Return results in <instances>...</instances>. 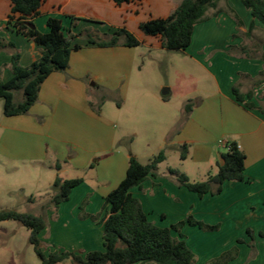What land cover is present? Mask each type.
I'll use <instances>...</instances> for the list:
<instances>
[{"label":"crops","instance_id":"1","mask_svg":"<svg viewBox=\"0 0 264 264\" xmlns=\"http://www.w3.org/2000/svg\"><path fill=\"white\" fill-rule=\"evenodd\" d=\"M182 1L143 0L138 4L117 6L112 0H46L42 16L36 18L34 24L40 32L46 33L47 20L52 16L63 19L67 30L71 27L67 16H75L107 34L126 27L146 42L151 39L142 34L140 24L151 18L168 17ZM11 8L10 0H0V37L16 44L20 64L28 67L40 58L42 48L8 29ZM230 9L240 17L241 24L229 12ZM206 16L195 26L192 43L185 54L201 66L210 82L196 90L194 98L199 102L191 109L174 138H163L165 140L158 144L160 152L165 150L166 153L158 175L150 176L141 187L132 189V193L140 199L150 220L158 225L157 216L165 220L170 218V212L163 206L167 203L176 206L177 213L169 220L172 223L191 215L207 222L208 215L218 212L240 218L242 226L251 228L255 234L264 233V84L254 85V80L264 70V58L261 57L264 41L257 35H264V26L253 18L242 0H217V7L210 9ZM252 23L256 29L248 36ZM76 43L83 48L72 53L66 72L53 73L47 78L41 87L39 100L29 114L6 117L5 100L0 99V179L13 171L38 166L53 172L51 184L57 177L73 179L65 176L70 171L81 173L75 178H82V184L72 190L69 201L56 209L58 221L64 218L63 210L74 196L81 200L89 197L88 218L98 215L100 208H94V202L98 201L104 209L105 197L126 176L130 156L147 164L133 151L127 155L115 152L116 124L106 116L105 104L97 106L91 100L84 81L88 79L96 88L107 89L106 85L112 78L115 84L119 76L125 77L124 69L126 65L134 64L136 51H131L129 63L126 56L130 51L123 47L100 48L81 38ZM149 46L162 49L158 37L154 42L151 40ZM232 46L246 47L247 50L230 51ZM0 75L4 81L13 75L11 54L7 51L0 52ZM234 87L245 95L243 102L236 99ZM250 92L253 93L251 98L248 96ZM249 103L256 108L248 107ZM118 108L121 110L122 107ZM231 142H236L246 155L245 179L225 182L220 194L199 197L160 171L169 159V152L177 154L176 147L187 144L197 164H207L206 175L201 178L205 179L214 167L217 173V164L227 150L226 144ZM148 152L146 149L144 155ZM154 156L148 154L146 158L150 161ZM57 163H61L60 170L56 168ZM93 163L95 168H90ZM189 173L186 171L193 182H199ZM8 192L1 188L0 199L5 198ZM100 213L94 222L103 228L105 211ZM91 219L82 221L83 226L90 224L92 227Z\"/></svg>","mask_w":264,"mask_h":264},{"label":"trees","instance_id":"2","mask_svg":"<svg viewBox=\"0 0 264 264\" xmlns=\"http://www.w3.org/2000/svg\"><path fill=\"white\" fill-rule=\"evenodd\" d=\"M117 6L131 3H141L143 0H112ZM244 6L251 11L254 19L264 26V0H242ZM11 12L8 15L7 27L33 41L42 48L41 56L30 66L20 64V53L16 44L0 37V52L11 54L12 77L4 81L0 75V99L5 100L4 114L6 117L29 114L31 108L38 102L43 83L53 73L66 72L70 66L73 52L82 48L76 40L85 36L88 44L99 47L125 46L138 47L142 41L126 27L118 29L112 34H105L102 39L99 34L86 32L75 34L80 18L67 16L71 20V27L66 30L63 19L50 16L47 20L48 32H40L34 24L36 18L42 16V8L46 0H10ZM217 7V0H183L168 17L151 18L142 22L139 29L148 36L158 37L161 47L170 51H185L192 43L195 26L207 18V12ZM238 23L240 17L233 9L229 10ZM96 22V21H94ZM256 29L252 23L250 36ZM241 50L246 47L232 46L230 51ZM264 58V54L261 56ZM264 84V70L254 80L255 86ZM233 93L239 102H243L245 95L236 87ZM18 96H21L18 99ZM248 96L251 98L253 93ZM187 105L188 113L191 109ZM248 107L256 108L249 103ZM263 111L261 107H258ZM229 149L222 153L218 162V171L210 175L205 181L192 182L186 174H179L170 169V175L175 176L180 186L197 193L200 197L206 194H220L227 181H244L246 155L236 142L228 143ZM185 160L189 153V145L176 147ZM166 160L165 150L159 152L147 164L141 163L135 156L129 158L127 173L122 182L105 197L103 217L104 250H94L85 256L71 251H55L46 254L41 246L40 235L47 226L45 215L20 213L15 210L0 211V222L16 221L31 231L29 242L34 247L36 255L43 264H62L72 261L76 264H192L195 253L186 241L182 230L185 226H198L204 230H217L218 226H211L188 216L171 227H163L151 221L145 212L139 198L133 195L132 189L141 187L150 177L157 176L159 165ZM95 163L90 168L95 167ZM56 168L61 169V163ZM82 178L62 179L57 177L53 183V196L43 206L44 210L51 207L59 208L62 203L69 201L73 189L82 184ZM87 203V201H85ZM84 203V204H85ZM84 217H89L86 213ZM98 215L91 216L97 221ZM253 235L252 230H248ZM177 233V236L173 235ZM238 255V250L225 252L211 264H228Z\"/></svg>","mask_w":264,"mask_h":264},{"label":"rangeland","instance_id":"3","mask_svg":"<svg viewBox=\"0 0 264 264\" xmlns=\"http://www.w3.org/2000/svg\"><path fill=\"white\" fill-rule=\"evenodd\" d=\"M222 5L225 6L224 2ZM78 22L73 28L75 34L91 32L98 33L102 39L105 38L106 33L100 31L99 27L88 24L85 19ZM87 26L89 28H85ZM142 34L147 39L156 41V37ZM257 35L264 41V35L259 33ZM80 38L86 40L85 36ZM151 40L142 41L138 47L112 46L123 47L130 51L126 56L129 63L132 60L131 51L135 50L136 54L134 64L126 65L124 69L125 77L122 79V76H119L115 84L112 78L106 85L107 89H98L93 85V81L84 80L91 100L97 106L105 104L106 116L116 124L115 152L127 155L133 151L142 156L143 162L146 163L149 162L146 155L159 154L158 144L161 140H165L163 138L168 140L174 138L188 117L187 105L190 104V108H193L199 102L194 98L196 90L210 82L206 72L191 59L190 55L185 54V51L152 48L149 46ZM166 89H168L167 94L164 93ZM118 107H122L121 110ZM165 132L168 137L164 135ZM146 149L149 152L144 155ZM180 155V151L177 154L170 151L169 159L160 171L170 176L176 184L175 176L170 175V169H175L179 174H186L188 171L199 182L208 178L201 179L206 175L207 164L198 165L193 158L192 150L185 160H182ZM215 170L214 167L210 174H215ZM52 173L48 168L38 166L4 175V179H0V189L9 192L5 194V198L0 199V211L15 210L20 213L45 215L47 226L42 231L40 239L46 254L71 251L85 256L90 251L104 250L103 228L91 218L84 217L89 204L85 201H88L89 197H83L81 200L74 196L63 210L64 218L60 221L56 220L58 218L56 208L43 209L54 194L53 183L51 184ZM80 174L70 171L65 176L75 178L81 176ZM94 203L93 207L100 208V212L103 213V207L99 206V202ZM163 206H166L165 209L170 212V218L165 220L157 216L156 219L160 222V226L171 227L176 224L169 221L177 213L176 206L173 204L169 206L167 203H163ZM207 217L209 220L207 222L194 218L208 225L218 226L217 230H204L189 225L182 230L188 245L196 255L192 264H211L222 254L235 248L238 250V255L228 264H264V233L253 232L251 235L248 231L251 228L243 227L239 222L240 218L227 213L212 212ZM87 219L93 221L92 227L90 224L83 226V222ZM30 234L28 228L16 221L0 222V264H43L29 242ZM173 235L177 236V233L173 232ZM62 264L76 263L67 261Z\"/></svg>","mask_w":264,"mask_h":264},{"label":"water","instance_id":"4","mask_svg":"<svg viewBox=\"0 0 264 264\" xmlns=\"http://www.w3.org/2000/svg\"><path fill=\"white\" fill-rule=\"evenodd\" d=\"M167 92H168V89H166L164 93L167 94Z\"/></svg>","mask_w":264,"mask_h":264},{"label":"built area","instance_id":"5","mask_svg":"<svg viewBox=\"0 0 264 264\" xmlns=\"http://www.w3.org/2000/svg\"><path fill=\"white\" fill-rule=\"evenodd\" d=\"M226 148L229 149L228 144H226Z\"/></svg>","mask_w":264,"mask_h":264}]
</instances>
